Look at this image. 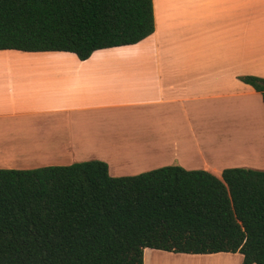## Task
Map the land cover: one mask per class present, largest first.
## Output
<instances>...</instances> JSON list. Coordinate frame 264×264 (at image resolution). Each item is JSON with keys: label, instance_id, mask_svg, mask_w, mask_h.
Instances as JSON below:
<instances>
[{"label": "crops", "instance_id": "crops-1", "mask_svg": "<svg viewBox=\"0 0 264 264\" xmlns=\"http://www.w3.org/2000/svg\"><path fill=\"white\" fill-rule=\"evenodd\" d=\"M152 5L151 35L85 60L0 50V168L98 159L112 176L175 164L219 177L264 170L261 94L239 79L264 78V0ZM156 251L145 248L143 264ZM172 256L242 262L238 252Z\"/></svg>", "mask_w": 264, "mask_h": 264}, {"label": "trees", "instance_id": "trees-1", "mask_svg": "<svg viewBox=\"0 0 264 264\" xmlns=\"http://www.w3.org/2000/svg\"><path fill=\"white\" fill-rule=\"evenodd\" d=\"M154 32L152 0H0V50L94 51ZM239 79L261 94L264 78ZM145 248L264 264V170L167 165L112 176L91 159L0 168V264H143Z\"/></svg>", "mask_w": 264, "mask_h": 264}, {"label": "rangeland", "instance_id": "rangeland-1", "mask_svg": "<svg viewBox=\"0 0 264 264\" xmlns=\"http://www.w3.org/2000/svg\"><path fill=\"white\" fill-rule=\"evenodd\" d=\"M157 252V253H156ZM155 253L157 254L158 257L156 258V261H153V264H161V260L162 262L165 261L164 259H166V261H169L170 264H225L224 261L222 260H216V259H198V260H193L191 262H186L185 260H181V259H176L175 257H173V253L170 252H166V251H162V250H158ZM148 262V260H147Z\"/></svg>", "mask_w": 264, "mask_h": 264}, {"label": "bare ground", "instance_id": "bare-ground-1", "mask_svg": "<svg viewBox=\"0 0 264 264\" xmlns=\"http://www.w3.org/2000/svg\"><path fill=\"white\" fill-rule=\"evenodd\" d=\"M165 261H163L162 262V260H161V264H170V262L169 261H166V259H164ZM186 264V263H185Z\"/></svg>", "mask_w": 264, "mask_h": 264}]
</instances>
